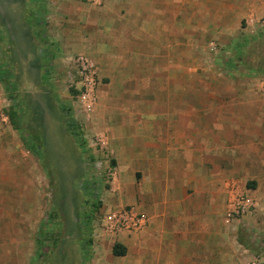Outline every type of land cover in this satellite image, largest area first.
I'll return each mask as SVG.
<instances>
[{"label":"rangeland","instance_id":"obj_1","mask_svg":"<svg viewBox=\"0 0 264 264\" xmlns=\"http://www.w3.org/2000/svg\"><path fill=\"white\" fill-rule=\"evenodd\" d=\"M17 1L0 4V264H120L123 257H112L93 238V219L91 236L76 241L64 233L68 217L93 216L99 209H137L146 192L151 200L146 207L159 203L162 210L182 211L192 205L191 196L187 201H180L179 195L169 199L165 195L169 188L151 185L156 148L145 155L138 148L133 165L125 152L131 136L119 135L130 131L129 126L142 125L131 123L135 116L172 115L178 109L174 103L186 104L189 85L196 86L191 111L233 118L226 125L235 134L244 126L236 118L249 121L256 113L262 123L245 125L264 128V28L251 23L264 15V0H165L170 11L165 19L164 92L156 90L155 75H141V69L155 72V57L136 62L137 68L118 66L111 76L97 66L96 100L89 108L79 99L80 55L64 53L51 40L43 0ZM172 14H180L179 43L174 41L178 21ZM149 51L150 56L157 55L156 48ZM174 64L181 67L179 96ZM157 99L162 104L156 105ZM72 120L82 140L70 130ZM147 125L153 127L154 134L149 135L157 143V133L168 124ZM112 131L117 132L113 146ZM237 158L230 153L229 170L235 176ZM121 172L126 179L132 176L130 187L115 184ZM160 173L168 177L167 181L162 176L161 182L171 180L172 171ZM242 179L230 176L229 182L239 186ZM236 191L230 188V199L220 208L219 238L210 234L205 222L198 226V249L211 241L229 243V262L264 264V227L250 225L259 205L239 219L238 227L235 220H228ZM194 203L198 211L204 210V204ZM249 216L253 220L244 222Z\"/></svg>","mask_w":264,"mask_h":264},{"label":"crops","instance_id":"obj_2","mask_svg":"<svg viewBox=\"0 0 264 264\" xmlns=\"http://www.w3.org/2000/svg\"><path fill=\"white\" fill-rule=\"evenodd\" d=\"M2 1L0 0V4L6 3ZM17 2L19 3L20 0ZM42 7L45 10L51 40L58 44L64 53L84 56L101 71L107 69L110 76L117 71L118 66L137 68L140 63L134 65L136 62L147 58L152 60V57H155V72L149 70L148 73V70L141 69V75H155L159 84L156 90L164 92L165 19L170 11L167 10L165 0H125V2L108 0L102 5L82 0H43ZM171 16L174 21H178L176 25L178 40L176 38L174 41L179 43L180 14ZM155 48L157 55L150 56L149 50L153 52ZM177 55L180 56L179 49ZM143 66L145 64L141 63V67ZM132 73H136V70ZM172 73L173 83L177 84L181 73L180 65L174 64ZM126 74H128L127 70ZM188 74L191 77V73ZM176 88L179 96L182 90L181 84L178 83ZM187 89L189 95L186 104L174 103L178 109H174L172 115L135 116L131 123L140 122L142 125L127 127L130 131H120L119 135L122 138L131 136L130 141L125 144L128 149L125 152L132 156L130 162L133 165L137 163L134 156L138 148L142 155L148 154L152 147L157 149L156 175L155 178L153 177L152 186L163 185L169 188L165 194L169 199L176 200V196L179 195L182 198L180 201L183 199L187 201L190 196L193 201L189 202L192 205L189 204L188 209L167 211L162 210L159 203L156 207H153L152 203L146 207L151 201L150 194L142 193L140 206L136 210L148 216V226L137 233L122 232L118 237L103 234L101 239V245L106 246L108 254L117 259L122 257L125 259L120 260V264H243L239 259L229 262V243L211 241L199 246L198 249L196 241L198 226L201 227L200 223L204 222V225L208 224L210 227V234L215 239L221 236L216 226L222 215L220 208L222 209L230 199V188L232 190L237 188L236 193L249 196L259 205V211L256 217L254 216L256 220L253 222V216L251 218L249 216L244 222L252 221L250 225L254 228L259 225L260 228L264 227V128L261 125L253 127L245 125L246 121L261 124V118L256 113L249 117V121L237 117L239 124L244 122L242 132L231 133L226 124L233 122V118L212 117L208 114H197L195 110L191 111L192 97H196V86L189 85ZM162 102L163 100L159 102L157 99L156 105ZM182 106L186 107L184 111ZM216 122L221 125L214 127L212 123ZM149 123L168 124L160 128L162 132L157 133L159 135L157 143H154L149 135L154 134L153 127L147 125ZM139 128H141L140 133ZM110 133L113 146L117 132ZM214 151L217 156H213ZM233 152L238 156L234 170L236 176L231 174L233 170H229L228 164L229 155ZM213 162L215 166L212 168ZM161 171L173 172L169 182L167 175L161 174ZM124 176L126 175L121 172L115 184L117 186L128 184L130 187L132 176L127 179ZM162 176H165L167 181L161 182ZM230 176L243 178L242 184L239 186H236L235 182L231 184ZM194 202L204 204V210L198 211ZM70 217L66 222L64 233L79 241L85 234L80 230L78 215ZM238 221H234L237 222L236 227ZM224 236L227 240V234ZM182 238L185 239L184 242ZM114 240L126 249L125 256L117 257L113 254L116 244H112ZM201 251L205 253L201 254Z\"/></svg>","mask_w":264,"mask_h":264},{"label":"built area","instance_id":"obj_3","mask_svg":"<svg viewBox=\"0 0 264 264\" xmlns=\"http://www.w3.org/2000/svg\"><path fill=\"white\" fill-rule=\"evenodd\" d=\"M101 5L103 0H88ZM251 23L259 28H264V16L252 18ZM82 77L79 89V99L87 108L91 107L96 100V83L98 71L89 60L80 56L77 60ZM256 208V202L245 194H239L228 213V220L242 219ZM93 238L101 241L103 234L118 237L122 232H141L149 224V218L138 212L135 208L114 210L104 212L103 209L96 210L93 214Z\"/></svg>","mask_w":264,"mask_h":264},{"label":"trees","instance_id":"obj_4","mask_svg":"<svg viewBox=\"0 0 264 264\" xmlns=\"http://www.w3.org/2000/svg\"><path fill=\"white\" fill-rule=\"evenodd\" d=\"M36 2L35 3H40L39 1L41 0H35ZM12 86H9V90L10 91H13V89H11ZM14 117H16V114L13 115ZM69 127H70V130L74 132V135L77 137L78 140H82V134L80 131H76L78 129V126L75 124V122L72 120V121H69ZM41 146V144H40ZM54 217V216H52ZM92 218L93 216L90 215V216H82L80 217L79 214H78V222H79V227H80V230L81 232L87 236H90L91 234V223H92ZM47 222H44V224H46ZM113 254L117 257H120V256H125L126 255V249L123 248L120 244L116 243L114 245V248H113Z\"/></svg>","mask_w":264,"mask_h":264}]
</instances>
